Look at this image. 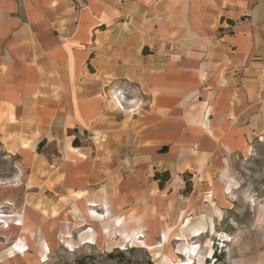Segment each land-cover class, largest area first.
Instances as JSON below:
<instances>
[{"label": "crops", "instance_id": "crops-1", "mask_svg": "<svg viewBox=\"0 0 264 264\" xmlns=\"http://www.w3.org/2000/svg\"><path fill=\"white\" fill-rule=\"evenodd\" d=\"M0 140L20 163L0 183V264L194 253L227 233L235 160L264 140V0H0Z\"/></svg>", "mask_w": 264, "mask_h": 264}, {"label": "rangeland", "instance_id": "rangeland-1", "mask_svg": "<svg viewBox=\"0 0 264 264\" xmlns=\"http://www.w3.org/2000/svg\"><path fill=\"white\" fill-rule=\"evenodd\" d=\"M113 105L117 107L116 104ZM76 141L78 146L90 144L88 140L82 143ZM1 144L4 145V149H12V144L0 140V183L13 179L15 170L20 168L18 159L6 157ZM234 168L232 175L236 181V188L230 192L233 203L229 206L230 210L226 211V218L220 225V228L227 233L223 236L213 234L203 240L202 243L194 246V253L186 254V248L180 252L178 245L172 244L170 247L169 243L162 242L151 248L145 244L147 248L139 244L133 247L126 244L124 249H119L118 244L115 243L112 244L114 247L108 249H96V251L78 249L76 253H63L54 264H168L167 250H170L171 255L176 258L173 261L180 260L185 264L188 262L189 264H256L264 255V229L253 228L251 221L255 205L264 197V140L255 143L245 156L238 157ZM187 189L188 186L185 191ZM207 197L211 199L212 194L208 193ZM0 214L6 216L1 211ZM0 225L7 227L4 224ZM234 227L252 231H242L240 236L233 239Z\"/></svg>", "mask_w": 264, "mask_h": 264}, {"label": "trees", "instance_id": "trees-1", "mask_svg": "<svg viewBox=\"0 0 264 264\" xmlns=\"http://www.w3.org/2000/svg\"><path fill=\"white\" fill-rule=\"evenodd\" d=\"M77 144H78V142H77L76 140L73 141V143H72V145H73L74 147H76ZM154 179H155V180H158V185H159V187H162L163 184L169 179V174H168L167 172L162 173L161 175H159V174H155V175H154ZM187 191H188V189H187ZM187 191H186V192H187Z\"/></svg>", "mask_w": 264, "mask_h": 264}, {"label": "bare ground", "instance_id": "bare-ground-1", "mask_svg": "<svg viewBox=\"0 0 264 264\" xmlns=\"http://www.w3.org/2000/svg\"><path fill=\"white\" fill-rule=\"evenodd\" d=\"M119 105H120V104H119ZM21 248L25 249L24 246H22ZM176 264H185V263H183L182 261H180V262H178V263H176ZM187 264H189V262H188Z\"/></svg>", "mask_w": 264, "mask_h": 264}, {"label": "built area", "instance_id": "built-area-1", "mask_svg": "<svg viewBox=\"0 0 264 264\" xmlns=\"http://www.w3.org/2000/svg\"><path fill=\"white\" fill-rule=\"evenodd\" d=\"M241 24H242V22L239 21V22L236 23V26H241Z\"/></svg>", "mask_w": 264, "mask_h": 264}]
</instances>
